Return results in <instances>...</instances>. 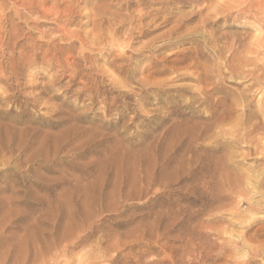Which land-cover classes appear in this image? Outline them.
Returning a JSON list of instances; mask_svg holds the SVG:
<instances>
[{
	"label": "rangeland",
	"instance_id": "1",
	"mask_svg": "<svg viewBox=\"0 0 264 264\" xmlns=\"http://www.w3.org/2000/svg\"><path fill=\"white\" fill-rule=\"evenodd\" d=\"M44 1L52 13L57 6L62 14L69 7L59 0ZM14 4L0 0V15L19 23L20 42L14 51L7 45L0 49V264H113V259L117 264H145L165 257L176 264H199L195 258H202L205 249L217 254L221 248L230 250L229 259L214 264H264V187H257L259 180L264 183V114L259 130L249 137L193 135L196 125L209 122L203 117L211 109L197 103L185 107L179 100L161 104L155 98L141 105L146 95L138 86L134 92L139 96L127 98L111 82V77L122 80L110 64L114 60L129 68L140 64L139 78L154 82L185 68L182 52L195 47L186 42L163 54L141 55L143 46L170 26L157 29L151 24L155 32L135 38L130 48L90 51L91 58L80 63L81 74L73 79V70L64 67L68 53L59 51L67 46L59 28L70 17L22 20L16 13L27 10ZM91 8L83 4L75 10L67 29L83 37L90 33ZM175 8L183 14L195 10L183 4ZM234 14L207 31L217 34L220 46H241L248 57L259 36L263 69L264 21ZM2 21L8 42L12 27L7 18ZM53 38L60 46L55 47ZM34 41L43 44V53L33 63L24 61L21 48ZM48 45L60 62L48 61L52 55L43 59ZM74 54L80 56L78 46ZM158 70L162 74H153ZM87 74L97 83L87 86L93 93L84 88ZM179 84L184 83H173ZM224 86L238 92L242 88L229 81ZM225 96L210 94L214 102ZM238 110L232 118L243 112ZM251 206L258 213L253 220ZM183 232L195 235L196 249L182 248L187 241L180 238ZM151 233L156 238L149 239ZM253 247H259V256L245 257Z\"/></svg>",
	"mask_w": 264,
	"mask_h": 264
},
{
	"label": "bare ground",
	"instance_id": "2",
	"mask_svg": "<svg viewBox=\"0 0 264 264\" xmlns=\"http://www.w3.org/2000/svg\"><path fill=\"white\" fill-rule=\"evenodd\" d=\"M15 1L16 4H14V7L19 5L22 9L27 10V13L24 15L16 13L21 19H27V17L30 18L32 16H42L46 19L55 16V19L58 20L64 16L70 17L67 24L57 28H59L60 31V40H63L65 42L64 45L68 46H61V50L59 51L62 53L66 50V53H68L69 57L66 59L67 64L65 63L64 67L73 70V79L79 77L81 74L78 70L80 63L86 62L91 58L90 54H88L90 51L99 50L100 52H107L110 50L115 51L117 48L123 50L132 45L135 38L143 39L151 36L155 32L154 30H150L151 24L156 25L155 28L157 29H160L162 25L170 26L171 28L169 30L166 29V32L145 44L142 48L141 55L143 56L144 54L151 53L163 54L167 51L174 50L178 43L186 42L195 46L194 48L185 50L184 53L182 52L183 58L181 63H188L187 66L179 72L175 71L174 77L168 80L154 82L149 79L139 78L142 72V69L140 70V64L136 63L135 67L129 68L130 66L119 64V60H114L110 64L115 67V71L122 77V80L120 79L121 81H118L116 78L111 77L112 85L121 88V94L127 98H132L134 95L139 96L134 92V88L138 86L141 95L143 93L146 95V98L139 102L141 105L148 103L150 98H155L161 104L168 100H173V103L176 104L175 101L179 100L184 102L185 107L197 103L199 104V108L206 106L211 109L212 112L203 117V119L209 122L204 121V123L196 125L197 127H195V130L193 129L192 132L193 135H247L249 137V135H253L259 130L260 114H264V71L261 73L264 67L263 69L261 68V60L263 59V53H261L263 44L261 45L260 43L261 38L258 39L259 36L255 37L253 48H251L250 51L252 54L249 53L253 56L248 54L250 56L248 57L244 54L245 52L240 50L241 46H237V48L234 44H230L228 47L220 46V38L214 31L208 32L207 27H220L223 21L234 13L236 16L245 15V17H248L246 15H249L254 18V20L262 22L264 21V0H114L115 3L113 1L110 4H104V0H59L58 3L69 5L63 14L58 10V6L53 13L47 11L45 7L47 6V2L44 0ZM83 4L92 5L89 15L87 16H89L94 27L93 30L84 37L78 32H70L67 29L68 25L75 21L73 19V16L76 14L75 10H78ZM181 4L193 5L195 10L190 14L174 12V9H176L175 7ZM2 15H0V49L7 45L6 47L8 49L14 51L20 44L17 40L19 23H15L14 18H8L7 14ZM2 18H7L12 27V32L7 39L8 42H6L5 35L1 32V24L3 23ZM161 20L162 24L157 25L158 21ZM262 23L264 24V22ZM263 24L261 25L263 26ZM146 27H148V29L144 30ZM52 41L55 47L60 46V44H55L57 39L53 38ZM105 41L107 42V46H103ZM42 46L43 44L41 45L38 41H34L31 46H24L21 48L23 49V53H20V58L24 61H31V63L37 61L38 54L43 53ZM77 46L80 50V56L75 58L76 55L74 51ZM108 46H112V48L107 49ZM48 47L49 48L44 52L45 56L43 59L46 60L52 55L53 57L48 61H52L53 58H55L60 62L59 54H52L51 47L49 45ZM39 50H41V52ZM27 51H30V56ZM11 55H13V59L15 54L13 53ZM250 59L255 60L251 65H249ZM71 60H73V62ZM153 74L160 75L162 73L158 70ZM82 80L86 85L84 88L89 84H97L96 81L92 80L89 74L83 77ZM85 81L91 82L86 83ZM178 81H182L184 84H179V86L173 85V83ZM227 81L241 86V90L239 92L229 90L224 86V83ZM86 91H90L91 93L94 92L92 87H87ZM213 92H222L226 96L214 102L210 98V94ZM231 95H233V99L229 100L228 97ZM102 104H104L103 107L105 112H107L108 104H106L105 99L102 100ZM124 107L127 109L126 106ZM238 108L243 109V112L236 118H232L235 113L239 112ZM171 113L173 114V112ZM257 113L259 115H255ZM251 119H256L257 121L255 124L245 126ZM162 120L163 122L167 121V117H164ZM260 148L262 152H264V146L261 145ZM257 184L259 188L264 187L263 180H259ZM258 205H260V202ZM251 210L250 215L253 220L258 213L253 212V206H251ZM185 232H183V235L180 234V238L184 237L187 240L186 242H184L185 240L183 241L184 244L182 248L186 251L189 249H196V247H194L195 235L190 233L186 237ZM148 236L149 239L156 238L152 233ZM259 252V247H253L249 254H245V257H250V255H252V257H257L260 254ZM228 253H230L228 248H221L217 254H214L212 250L205 249L204 253H200V256L203 254L202 258L196 257L195 259H198L199 264H202L203 260L206 261L205 264H214L221 260L227 261L229 257ZM196 254H192V256ZM117 262L118 259H113L112 261L113 264H117ZM169 263L176 264V261L172 257H165L158 262H145V264ZM126 264L137 263L129 262Z\"/></svg>",
	"mask_w": 264,
	"mask_h": 264
}]
</instances>
